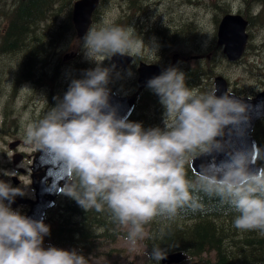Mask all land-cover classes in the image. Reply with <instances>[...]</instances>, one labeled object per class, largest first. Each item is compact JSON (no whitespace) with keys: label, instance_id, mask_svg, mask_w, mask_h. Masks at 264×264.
<instances>
[{"label":"clouds","instance_id":"obj_1","mask_svg":"<svg viewBox=\"0 0 264 264\" xmlns=\"http://www.w3.org/2000/svg\"><path fill=\"white\" fill-rule=\"evenodd\" d=\"M145 46L132 26L102 21L88 28L82 49L96 67L72 79L63 98L23 128L22 142L63 161L68 176L63 194L85 211L106 208L127 228L133 246L155 217H174L184 207L201 209L199 193L237 213L238 230L264 234V166L253 169L248 151L230 149L221 139L229 125L247 119L242 99L230 91L201 93L186 85L182 71L169 67L146 84L164 108L163 129H145L110 105L115 65L102 67V62L117 54L136 58ZM213 152H226L228 159L202 165L189 179L185 166L192 156ZM22 195L21 188L0 180V264H90L75 249L43 246L50 226L11 207ZM146 255L160 264L168 251L154 245Z\"/></svg>","mask_w":264,"mask_h":264},{"label":"flooded vegetation","instance_id":"obj_2","mask_svg":"<svg viewBox=\"0 0 264 264\" xmlns=\"http://www.w3.org/2000/svg\"><path fill=\"white\" fill-rule=\"evenodd\" d=\"M7 0H0V4L3 5L2 9L4 11L6 6ZM28 0H17V3L27 2ZM101 4L98 9L93 14V22L92 26H96L97 20L108 18L109 16L106 15L104 9L106 8H113L117 14L114 18H111V22H115L118 24H125L128 26L134 27L136 34L142 38L144 44L146 45L141 52L140 56L132 57V60L126 67H118L116 68L115 61L112 60L113 64L115 65V72L118 73L122 71L125 73L126 71H130L133 73L132 80H124V76L122 75L118 79L110 78V83L108 84V88L110 91H114L120 96H136L135 105L133 111L128 118V120L133 121V119H140L143 120L144 125L146 127H160L161 129L164 128V108L159 103V97L154 94L147 86V81L142 86L139 80V67L142 63H146L151 66H157L159 68V72L156 73L155 76L159 75L162 71L169 67H176L180 71L185 74V82L186 85L190 88H193L201 93L208 92L211 90H215V58L213 56L214 52L209 51L208 53L201 54L200 56H195L193 59H199L197 63L191 68H189V64H181L176 63L177 58H186L184 53H179L177 51L178 47L183 44L182 41V34H183V15L182 12L179 11L178 5L176 4V0H100ZM116 1V2H115ZM149 1V2H148ZM233 0H209L208 3V10L214 15L216 13L217 5L223 6V13L221 18L230 13L241 14L244 18L248 20V27L247 32L249 29V43L254 38L253 32L250 29L259 27L258 25L263 23L261 18H264V0H237L236 2H232ZM113 2H115L113 4ZM193 3V1L191 0ZM74 3L71 6L70 0H31L30 4V11L31 16L29 17L27 30L30 32L31 40L30 45L34 46V41L38 45L41 44L38 40H44L51 36H53L56 32H61L64 28V19L70 16L71 12H73ZM224 3V5H223ZM234 3H238L239 5L236 7L237 10H234ZM22 4V3H21ZM113 4V6H112ZM149 5V7L147 6ZM180 6V5H179ZM207 10V9H206ZM104 13V14H103ZM72 21H73V14H72ZM217 21V17L215 18V22ZM74 24V22H73ZM99 24H97L98 26ZM8 24L5 22L4 17L1 14L0 10V86L2 85V75L3 79L6 77V71L8 70L9 73L15 75L13 79L14 85L17 82H20V86L24 84H30L34 87L41 88L40 91L44 86H53L54 87L48 88L50 89V93L47 92L45 94L46 98L48 99L47 106L51 109L57 103V97L63 98L60 92H56V89L65 93L69 87L67 81H69L70 74L68 73L72 67L68 66V64L72 60H76L81 53H83L82 43L83 40L80 39L77 35L75 29V38L70 39V35H65L62 42H60L57 47L53 46L52 51H42L38 47H36L32 59V64L30 65L29 70L23 69V61L25 60L24 55H20L24 49H18L16 53L8 52L6 48L2 47L1 44L3 42V34H5ZM251 27V28H250ZM75 28V26H74ZM22 27L19 26V30L21 31ZM17 32V30L15 31ZM77 44L78 47L81 44L79 51L73 52H65L62 53L63 50L61 49L67 43ZM218 45V44H217ZM30 47V49L33 48ZM219 46V45H218ZM222 49L223 47L219 46ZM254 48L260 50L263 48V44L260 46H254ZM50 49V48H49ZM248 49V48H247ZM182 52V51H181ZM224 54V52H223ZM6 55L8 56H19L15 57L14 61L21 59V64L18 67L15 66L17 70L13 72V68L10 66H6ZM69 56V60L65 61L64 56ZM225 55V54H224ZM39 57L38 60L35 59ZM226 59L228 60L227 56L225 55ZM245 58L243 56L241 60ZM188 59V57H187ZM5 61V67L3 68ZM229 61V60H228ZM230 62V61H229ZM95 62L91 61H84L76 65L72 69V73L74 78L72 79H80L83 78L85 72L89 69H92ZM233 63H240V61H236ZM96 67V63H95ZM154 69V68H153ZM190 69H193L190 72ZM25 70V71H24ZM80 72V73H79ZM31 73V74H30ZM198 75L200 79L198 80ZM206 78L207 81H203V78ZM28 82V83H27ZM236 82V81H235ZM229 85L230 82L228 81ZM230 87V86H229ZM254 89V95L258 94L260 91L264 89L261 87L259 89ZM252 89L241 88V90L247 91V93H252ZM230 90L233 91V89ZM239 92H235L239 95L243 96H254L251 94H241L240 89ZM1 92V88H0ZM37 96L34 98L37 99L38 92H36ZM14 110L10 111L7 116V112L4 111L2 129L6 131L7 129V122L10 120V113ZM43 118V115L38 118ZM16 120H12L14 123ZM159 122V123H158ZM17 126V125H16ZM147 129V128H145ZM19 140V139H17ZM19 146H21V140ZM10 148V147H9ZM12 150V149H10ZM17 150V149H15ZM12 150V151H15ZM21 153L23 158L17 163L14 164L13 162V155L15 153ZM12 155V162L15 166L22 163L25 159V153L16 151ZM25 172L24 169L19 168L18 173ZM16 176L19 179V183H15L13 177ZM19 175H4V178L11 179L12 182L9 180L8 182L11 183L13 187H20L23 183V180L19 178ZM31 180V178H30ZM6 181V180H5ZM21 183V184H20ZM32 193L31 195L25 194L22 196H17L16 198H34L35 197V190L31 184ZM62 195L61 198L65 199V195L63 192L58 196V198ZM57 198V200H58ZM7 203V201H6ZM57 203V201H56ZM11 207L14 210L20 211L23 215H26L29 209V204H18L14 206L11 204ZM50 210L46 214L47 219ZM45 223V222H44ZM43 246L46 248L48 246H55V247H65L62 245H55L50 238L47 236L44 237ZM108 246V245H106ZM67 248V247H66ZM103 248V247H102ZM113 248H110L112 250ZM109 250V251H110ZM91 255L99 257L101 255L96 254L95 252L89 253V255H85V257H90Z\"/></svg>","mask_w":264,"mask_h":264},{"label":"trees","instance_id":"obj_3","mask_svg":"<svg viewBox=\"0 0 264 264\" xmlns=\"http://www.w3.org/2000/svg\"><path fill=\"white\" fill-rule=\"evenodd\" d=\"M73 1L75 0H70L71 6ZM21 3L19 4L17 1L15 4L13 1L11 5L5 3L4 11L1 9V14L8 24L1 46L8 52H17L18 49L25 50L30 46L31 36L26 26L31 16V0ZM0 6L3 5L0 4ZM198 6L208 8L203 3ZM221 6V4L217 5L216 10ZM72 14L73 12L64 19V28L61 32H56L47 39L38 40L41 43L39 45L35 43L36 40L34 41L33 48L24 53L23 69L29 70L36 47L42 51H52L53 46L57 47L65 35L69 34L72 40L75 33ZM261 19L263 20V18ZM19 26L22 27L21 31ZM16 30L17 32H15ZM195 34L196 27L193 22L183 19L182 41H189ZM38 59L39 57L35 59V62ZM192 70L190 69V72ZM20 84V82L16 83L14 91ZM238 89L241 90L233 85V91L239 92ZM240 93L255 94L254 90L252 93L241 90ZM3 95L4 92L1 91L0 97ZM15 97L10 96V99ZM5 111L7 116L12 111H9V101ZM133 122H140L144 128H149L144 125L143 120L133 119ZM253 135L259 149L257 162L264 166V117L256 123ZM185 167L187 177L194 180L196 174L190 164ZM61 197L62 195L44 221L50 226L48 237L55 245L75 249L84 256L93 252L109 256L114 252L122 253V250L114 248L107 253L100 251L102 247L118 242V238L127 240V228L115 223L106 208L102 212H97L94 209L85 211L69 196L65 195V199ZM199 200L203 205L201 209L193 210L184 207L174 217L157 216L150 223L144 225L145 238L138 242L143 245L146 253L151 252L155 245L167 249L168 253L178 250L187 253L189 259L180 264L186 262L191 264H264V234L258 231L238 230L233 224L237 213L229 209L226 204H222L218 198L199 193ZM125 264H156V262L149 259L139 261V258L135 256ZM160 264H162L161 261Z\"/></svg>","mask_w":264,"mask_h":264},{"label":"rangeland","instance_id":"obj_4","mask_svg":"<svg viewBox=\"0 0 264 264\" xmlns=\"http://www.w3.org/2000/svg\"><path fill=\"white\" fill-rule=\"evenodd\" d=\"M14 1V4L17 0H7L6 4L11 5ZM77 0H75L76 2ZM176 0V4L178 5L179 11L182 12L183 19L193 22L196 27V34L192 39H189L187 42H183L181 46L178 47L177 52L184 53L186 58H177L176 63L181 64H189V68L193 67L199 59H193L195 56H200L201 54L208 53L209 51H213L215 62V75H222L227 81L230 82V87L233 89V85L239 88H247L252 89L253 87L259 89L264 87V18L263 23L259 24V27L250 29L253 32L254 38L251 40V43H247V49L244 53L243 58L239 59L240 63H232L229 62L225 55L222 52L221 47L217 45V29L218 23L222 16V9L221 6L216 13L213 15L207 8L203 6H198L199 4L203 3L204 5H208L209 0ZM211 1V0H210ZM237 0H233L232 2H236ZM116 2V1H115ZM113 2V4L115 3ZM112 4V6H113ZM180 5V6H179ZM224 5V3H223ZM238 3H234V10H237ZM3 6H0V10ZM217 9V7H216ZM108 18L100 20L97 24H100L102 21L111 22V18L117 14L115 10L111 8H106L104 11ZM104 14V13H103ZM217 17V21L215 22V18ZM96 24V26H97ZM249 32V29H248ZM75 38V35L72 36V39ZM263 44V48L260 50L254 48V46H260ZM30 45L27 49L20 53V55L28 52ZM81 44H73L67 43L61 49L63 50L62 53L65 52H73L79 51ZM182 51V52H181ZM249 52V53H248ZM16 53V52H13ZM15 57L19 56H8L6 55V66H10L13 69V72H16L19 69H16L18 65L21 64V59L14 61ZM188 57V59H187ZM5 61L3 68L5 67ZM89 61L84 52L80 54V56L76 60H72L68 66H71L72 69L81 62ZM94 62V61H93ZM113 62L111 59H105L102 62V67H109L113 66ZM6 68V67H5ZM92 68H95V63ZM72 69L68 72L70 74L68 83L71 82V78H74L72 73ZM124 76V80H129L130 82L133 77V73L130 71H126L123 73L122 71L116 73L115 68L111 73L110 78L118 79L121 76ZM15 75H11L9 71H6V77L3 79L2 75V85L0 86L1 91L4 92V95L0 97V180H9L12 182L11 179L4 178L5 173H12V175H19V178L23 180V183L20 185L19 188L23 190L25 194L31 195L32 187H31V180H30V165L32 164L34 153L38 150L32 145H27L22 142V134L23 128L26 127L28 124L35 123L38 121L40 116H44V114L50 109L47 106L48 99L46 98L45 94L47 92L50 93V89L44 88L48 87L51 88L53 86H44L40 91L41 88L34 87L30 84H24L22 86H18L17 90L14 91V82L13 79ZM203 81H207L204 77ZM236 81V82H235ZM56 83V82H55ZM54 83V84H55ZM254 90V89H252ZM264 90V89H263ZM36 92H38L37 99L34 98ZM56 92H60L63 96L64 93L58 89ZM10 96H16L14 99H10ZM9 101V111L14 110L10 113V120L7 122V129L3 131L2 123L4 117V111L7 106V102ZM12 120H16L14 123ZM17 125V126H16ZM21 140V146L17 147V150L12 151L9 148V144L14 140ZM20 151L25 153V159L19 165L15 166L12 162V155L16 152ZM22 168L25 172L18 173V169ZM9 183V182H8ZM11 184V183H10ZM119 241L116 243H110V245L103 247L100 251L101 252H109L110 248H114L115 250H122V253L114 252L112 255H101L99 257L91 255L90 257H86L90 260V264H125L129 262V260L134 259L135 256L139 258V261H145L148 259L146 255L145 248L140 242L137 241L136 245L133 246L127 240H123L122 238H118ZM64 249L72 250V248L61 247ZM184 264H191L190 262H186Z\"/></svg>","mask_w":264,"mask_h":264},{"label":"water","instance_id":"obj_5","mask_svg":"<svg viewBox=\"0 0 264 264\" xmlns=\"http://www.w3.org/2000/svg\"><path fill=\"white\" fill-rule=\"evenodd\" d=\"M100 0H77L73 8V22L79 37H84L92 22V13L98 6ZM248 20L241 14L230 13L224 15L217 29V44L223 47V52L230 62H236L247 50L249 33L247 32ZM67 58V56H66ZM116 63V68L126 67L132 57L129 55H114L111 57ZM154 68V69H153ZM159 72L157 66L142 63L139 67V80L143 86L146 81L155 77ZM216 95H222L230 91L235 97L242 99L247 105L246 120L233 125H229L224 130L221 138L227 142L230 149H241L249 152L250 164L253 169L261 167L258 164V144L253 135L256 123L264 117V90L255 96H243L230 90L228 81L222 76L215 77ZM137 95L120 96L114 91H110L109 103L115 108L119 117L129 118L136 101ZM20 141L14 140L9 144L10 149L15 150ZM23 155L15 153L13 162L17 164ZM228 159L226 152H213L210 154L192 156L190 167L195 174L198 173L202 165L219 164ZM31 184L35 190L34 198H15L12 203L29 204L28 212L25 216L35 220L45 221L46 214L55 207L58 196L62 193L64 185L68 182V176L63 161L59 160L51 151L37 150L34 153L32 164L30 165ZM15 183L19 179L14 176ZM189 255L178 250L169 252L167 258L162 260V264H179L187 261Z\"/></svg>","mask_w":264,"mask_h":264},{"label":"bare ground","instance_id":"obj_6","mask_svg":"<svg viewBox=\"0 0 264 264\" xmlns=\"http://www.w3.org/2000/svg\"><path fill=\"white\" fill-rule=\"evenodd\" d=\"M149 2V1H148ZM99 5H100V1H99V4H98V6L96 7V9L93 11V13H92V22H93V14H94V12L98 9V7H99ZM148 7H149V5H147ZM92 22H91V24H90V27H91V25H92ZM89 27V28H90ZM77 32V31H76ZM78 35V34H77ZM79 37V36H78ZM80 39H82L83 40V37H79ZM64 60L65 61H67V60H69V56H67V58H66V55L64 56ZM28 83V82H27ZM16 85V84H15ZM19 86V85H18ZM159 123V122H158Z\"/></svg>","mask_w":264,"mask_h":264}]
</instances>
